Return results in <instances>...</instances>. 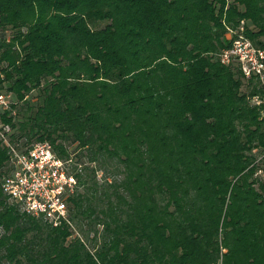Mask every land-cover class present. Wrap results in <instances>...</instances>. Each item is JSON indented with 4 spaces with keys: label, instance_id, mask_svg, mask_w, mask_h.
Masks as SVG:
<instances>
[{
    "label": "trees",
    "instance_id": "1",
    "mask_svg": "<svg viewBox=\"0 0 264 264\" xmlns=\"http://www.w3.org/2000/svg\"><path fill=\"white\" fill-rule=\"evenodd\" d=\"M242 20L264 49V0H0L1 118L78 180L58 225L28 214L0 142V264H264V106L220 60Z\"/></svg>",
    "mask_w": 264,
    "mask_h": 264
},
{
    "label": "built area",
    "instance_id": "2",
    "mask_svg": "<svg viewBox=\"0 0 264 264\" xmlns=\"http://www.w3.org/2000/svg\"><path fill=\"white\" fill-rule=\"evenodd\" d=\"M245 29L246 21L242 20L236 30L229 31L232 46L222 51L220 60L225 65L236 63L244 78L254 81L257 88L248 99L253 106L261 107L264 106V49L245 35ZM13 104V94L0 84V142L8 151L10 168L3 181L4 190L28 214L58 225L67 217V198L78 186L77 177L70 169L71 160L61 158L48 141L29 146L15 142L11 125L1 118V113L8 111L16 114ZM257 151H253L254 176L259 185L264 184V152L258 155Z\"/></svg>",
    "mask_w": 264,
    "mask_h": 264
},
{
    "label": "rangeland",
    "instance_id": "3",
    "mask_svg": "<svg viewBox=\"0 0 264 264\" xmlns=\"http://www.w3.org/2000/svg\"><path fill=\"white\" fill-rule=\"evenodd\" d=\"M234 64H236V63H234ZM247 81V80H246ZM248 82V81H247ZM256 85H255V83L253 82L252 83V85H251V90H249L248 91V93H252V91H254V90H256ZM36 94V92H33V95H35ZM32 94L30 95V97H32L33 96ZM253 151H257V150H253ZM258 155H261L260 153H257ZM74 156V155H73ZM74 159H75V156H74ZM80 162H84L83 164L84 165H87L88 164V162H87V159H83V161H80ZM110 173V172H109ZM99 177H102V173L100 172L99 173V175H98Z\"/></svg>",
    "mask_w": 264,
    "mask_h": 264
}]
</instances>
